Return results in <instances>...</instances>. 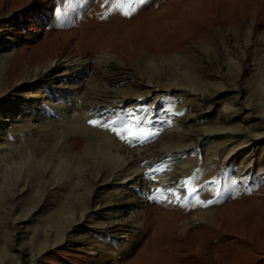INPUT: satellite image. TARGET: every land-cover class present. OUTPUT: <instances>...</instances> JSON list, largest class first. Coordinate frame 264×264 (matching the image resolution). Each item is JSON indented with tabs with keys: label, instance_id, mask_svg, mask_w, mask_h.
I'll return each instance as SVG.
<instances>
[{
	"label": "rangeland",
	"instance_id": "1",
	"mask_svg": "<svg viewBox=\"0 0 264 264\" xmlns=\"http://www.w3.org/2000/svg\"><path fill=\"white\" fill-rule=\"evenodd\" d=\"M48 1L51 10L42 30L49 27L50 32L47 29L45 36L42 33L33 35L32 48L26 50L25 58L38 62V68L45 66L43 59L49 47L54 46L57 40L54 36L58 34L70 36L75 32L79 37L86 35L85 46L81 45L80 49L90 51L96 46L109 44L117 54L114 59L105 58L106 61L113 62L110 70L103 69V72H99L98 63H95L93 65L96 68L85 76L84 87L91 92L99 89L95 95L89 94L90 100L98 102V110L85 119L87 126L107 131L121 146L125 145V149L137 148L134 143L131 147L127 143L133 138L131 126L138 127L136 125H141L143 121L128 122L124 124L125 127L115 123L112 127L121 132L120 135L113 132L111 127L88 124V120H99L103 124L111 123L113 117L120 120L128 118L123 112L131 109V104L137 100L142 103L140 109L147 108L138 111L143 113L141 116L144 119L149 107H152L153 113L148 120V129L152 132L149 142L155 144L156 149L173 148L177 142L181 145L194 137L202 136L211 140L204 147H218L223 145L226 135L222 129L217 130L215 123L223 118L227 107L236 106L235 109L245 111L242 115L251 113L248 114L247 125L246 120L238 123V126L234 123L235 128L241 129L240 132L245 134L243 139L263 132L261 138L264 140V0H144L141 5L133 4L129 11L135 10L129 16L124 15L127 7H116L127 6L129 0ZM23 11L26 12L27 9L24 8ZM6 29L7 26L3 25L0 33H5ZM13 50L0 53V93H8L11 98L22 96V93L14 95L12 92L13 86L19 81L21 84L30 81L40 84V81H45L42 77L27 78L33 72L31 65H28L30 61L26 63L25 58H21V53H17V56V48ZM120 57L122 60H116ZM139 85L142 88L136 90ZM105 86L113 88L107 91L104 90ZM40 89L42 92L53 91V86L47 85ZM137 94L143 96L139 98ZM122 95L126 97L125 104H107L112 96ZM63 96L75 99L73 95ZM154 98L155 101L151 103ZM77 100L69 107L76 108ZM41 109L49 110L44 104L37 108ZM137 110L138 107L135 111ZM176 117L182 123L181 134L174 133V139L168 140L163 127L170 122L174 123ZM29 119L30 114L27 112L21 115L16 113L15 118L7 125L6 132L0 133V155H4L0 160V264H116L111 260L109 249H106L108 246L101 245L98 258L92 257L88 251V247L100 244L101 237L96 234L98 230H95L98 229L95 224L97 217L91 221L85 219L80 223L70 222V217L63 215L71 206L63 207L61 214L53 216L56 219L48 221L45 208L36 210V206L45 197L42 198L40 192H35L40 181L38 173L46 170V179L53 181L58 178L59 173L55 163L56 154L52 153L59 135L53 134L52 138L47 133L76 132L90 136L97 142L102 139L101 136L98 137L95 132L86 128L67 125L65 120L56 121L52 129L36 134L37 142L32 145L34 156L27 159L24 143H12L10 139L29 129ZM154 124L157 126L153 127ZM235 131L231 130V133L235 134ZM145 141L147 139L143 140ZM7 142L11 145L9 151L4 152L3 149L8 148ZM81 143L88 144V139L82 138ZM92 155H88V161L83 165L84 171L91 169L93 164V171L103 166L102 164L106 165L104 167L117 164L115 159L94 160ZM197 159L202 161L203 155L198 154ZM218 164L219 157L215 164H207L199 170L194 179L204 182L216 177ZM61 181L67 182V179L63 178ZM23 185L27 190L12 199V193ZM71 192L73 196L79 193V207L84 196L81 194L86 191L78 185H66V196ZM115 199L114 188L106 185L100 186L94 196V200L101 206L114 204ZM233 202L232 206L223 211L224 218L231 222H241L246 228L251 227L255 233L258 225L255 224L253 211L264 206L249 204L246 203L249 201L240 198ZM152 204L157 205V201L154 200ZM158 218L166 220L169 217L159 215ZM58 222L60 228L56 226ZM62 236L65 237L64 240H61ZM150 245L152 244L148 247ZM40 255L43 256L37 260ZM237 255L232 264L240 263L241 257L238 256L241 255ZM121 263L130 264L128 260L118 264ZM263 263L264 257L258 256L244 264Z\"/></svg>",
	"mask_w": 264,
	"mask_h": 264
},
{
	"label": "bare ground",
	"instance_id": "2",
	"mask_svg": "<svg viewBox=\"0 0 264 264\" xmlns=\"http://www.w3.org/2000/svg\"><path fill=\"white\" fill-rule=\"evenodd\" d=\"M24 8L27 9L26 12L23 11ZM129 9L131 8H127ZM50 10L48 0H0V28L7 26L5 33H0V53L17 48L16 54L21 53V58L27 57L26 50L32 48L33 35H46L49 27L44 30L42 27L48 22ZM54 37L57 40L52 48L49 47L43 59L44 63L46 62L44 67L38 68V62L25 58L26 63L30 61L28 65H31L33 70L27 78L42 77L45 81H40V84H35L34 81L21 84L19 81L13 86L12 92L14 95L22 93L21 97L11 98L8 93H0V133L6 132L7 125L15 118L16 113L30 114L27 124L29 129L10 139L12 143H24L27 159L34 156L32 145L37 142L36 134L52 129L56 121L65 120L67 125L72 124L79 129L86 128L102 139L97 142L90 136L76 132L47 133V136L52 135V138L53 134L59 135L52 152L56 154L55 163L59 173L54 181L46 179V170L38 173L40 181L35 192H40L39 195L45 197L39 206L35 205L38 207L36 210L45 208L48 221L56 219L53 216L60 213L63 207L71 206L72 208H68L63 215L70 217V222L80 223L85 219L91 221L97 217L95 224L98 229L95 230H98L96 234L101 237L100 244L88 247V251L92 257L98 258L101 245L108 246L106 249H109L111 260L116 264L125 260L130 264H232L237 254L241 255H237L241 257L239 264H244L258 256L264 257V207L253 211L255 224L258 225L255 233L251 227L246 228L238 221H227L223 216V211L239 198L249 201L246 202L249 204L264 206V140L261 138L263 132L243 139L245 134L234 126L235 122L238 126L243 120H246L247 125L248 114L251 113L242 115L245 111L235 109L236 106L226 108L223 118L215 123L217 130L222 129L226 135L222 146L204 147L211 140L202 136L194 137L181 145L177 142L173 148L156 149V145L149 142L152 132L148 129V120L151 117L149 115L153 113L152 107H149L150 110L146 112L144 119V116H141L143 113L139 112L147 108L140 109L142 103L136 100L131 104V109L123 112L128 118H112L117 126L122 127L128 122L143 121L141 125H136L138 127L131 126L133 138L130 137L127 143L129 147L134 143L137 148L125 149V145L121 146L107 131L91 128L84 122L98 110V102L90 100L89 94L95 95L99 90L94 89L91 92L84 87L85 76L96 68L93 65L95 63H98L99 72H103V69L110 70L113 62L106 61L105 58L108 60L117 56L114 48L105 44L90 51L84 47L85 50L80 49L81 45L85 46L87 36L79 37L75 32L70 36L58 34ZM116 60L122 59L120 57ZM47 85H52L53 91L42 92L40 88ZM112 88L105 86L104 90ZM140 88L141 85L137 86L136 90ZM63 94L73 95L75 99L69 96L66 98ZM137 96L140 98L143 94ZM111 98L107 104L118 102L123 105L126 102L123 95ZM76 99V108L69 107ZM154 101L155 98L151 103ZM41 104L46 105L49 110H37ZM116 113H119V110H116ZM174 120V123L168 122L169 124L163 127L168 140L174 139V133L181 134L182 123L177 117ZM155 126L157 125L154 124L153 127ZM231 130L238 132L232 134ZM82 138L88 139V144L83 145ZM144 139L147 141L143 142ZM8 142V148L3 149L4 152L9 151L11 143ZM200 153L203 155L202 161L197 159ZM88 155L94 156V160L115 159L117 164L104 167L106 165L99 161L103 166L93 171V164L91 169L84 171L83 165ZM3 157L4 155H0V160ZM218 157L220 164L217 166V176L204 182L196 181L194 178L198 171L207 164H215ZM157 169L159 171H156ZM63 178H66L67 182L61 181ZM186 180H191V184L185 185ZM68 184L81 186V189L86 191L81 194L84 196L79 207V193L73 196L71 192L68 197L65 194ZM102 185L114 188L116 203L101 206L94 200L96 191ZM192 187L197 191L189 194L188 190ZM157 189L160 191L157 192ZM26 190L25 185L18 191L13 190L12 199L19 197ZM153 195L159 197L155 200L157 205L152 204ZM197 199L203 203H197ZM209 200L213 203L208 204ZM159 215L169 218L159 219ZM56 226L60 228L59 222ZM64 236L67 237L65 233ZM64 236L61 240H64ZM149 244L152 245L148 247ZM230 256V259H225Z\"/></svg>",
	"mask_w": 264,
	"mask_h": 264
},
{
	"label": "snow or ice",
	"instance_id": "3",
	"mask_svg": "<svg viewBox=\"0 0 264 264\" xmlns=\"http://www.w3.org/2000/svg\"><path fill=\"white\" fill-rule=\"evenodd\" d=\"M143 3H144V0H129V4H128L127 6H125V5H116V7H127V8H132V5H133V4L141 5V4H143ZM134 10H135V9H132V11H134ZM132 11L125 10V11H124V15H125V16H129V15L132 14ZM89 123L92 124L93 126L100 125V126H102V127H104V128H110V127H111L113 132H116L117 135H120L119 131H118L115 127H112L113 125H115L116 121H111V123H103V124H101V122H100L99 120H89ZM125 130H126V129H125ZM121 138H124V137H121ZM145 138H147V137H145ZM156 171H159V169H157ZM213 182H214V181H213ZM184 184H185V185H189V184H191V180H186V181H184ZM156 191L159 192L160 190L157 189ZM188 191H189V194H192V193H195V192L197 191V189H196L195 187H192V188H189ZM151 199L156 200V199H159V197L156 196V195H153V196L151 197ZM196 202H197V203H203V201H200L199 199H197ZM207 203H208V204H211V203H213V201H212V200H209Z\"/></svg>",
	"mask_w": 264,
	"mask_h": 264
}]
</instances>
